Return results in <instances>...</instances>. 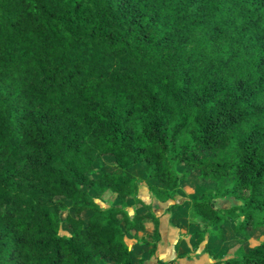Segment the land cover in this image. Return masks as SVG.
Segmentation results:
<instances>
[{
	"label": "trees",
	"instance_id": "1",
	"mask_svg": "<svg viewBox=\"0 0 264 264\" xmlns=\"http://www.w3.org/2000/svg\"><path fill=\"white\" fill-rule=\"evenodd\" d=\"M194 180L192 248L264 264V0H0V264H160L138 188Z\"/></svg>",
	"mask_w": 264,
	"mask_h": 264
},
{
	"label": "rangeland",
	"instance_id": "2",
	"mask_svg": "<svg viewBox=\"0 0 264 264\" xmlns=\"http://www.w3.org/2000/svg\"><path fill=\"white\" fill-rule=\"evenodd\" d=\"M100 170L101 171H108V170H110V168L101 167ZM131 174L133 176H136V171L133 170L131 172ZM187 186L188 187H185L184 191H182V193L179 195L180 197H177V199H174L176 202H182L183 203L182 207L184 208V210L180 212L181 217H179L180 218L179 220L180 221L183 220L185 226L200 228L201 226L198 223V221H192L191 219H189L188 211L186 212L185 208H186V205L189 204L192 199L202 196L205 189L203 187H200L195 180L188 183ZM140 196L143 198L145 196H147V190L143 184H141L138 188L137 197H140ZM113 198H114V196L112 194L105 193L98 200H96V203L101 208H107L113 204ZM154 200L156 201V199H154ZM214 202L221 208H228L232 204H235L234 201L228 200V199H215ZM155 209H156L155 212L158 215L162 214L163 209H162L161 205L156 204ZM127 211L129 214H131V209H127ZM180 221H178V223ZM148 227H149V225H148ZM180 229H182V228L179 227V230L176 231V228L168 223V216L167 215L160 217V219H159V232L161 235V240H160L159 246L157 248V255H159L160 257H167L168 255H170L172 253L173 244H174V243L172 244L173 239L176 237L177 234H178V236L180 234H183ZM228 232H229V230L226 229L225 237L228 236ZM187 233L189 234V231H187ZM230 238H231L230 242H233L234 241L233 235ZM259 243H264V229H260L259 231L255 232L251 236V238H249L247 241H245L244 246L247 248H252ZM126 244L129 247L130 253L133 255L135 247H134L132 239L130 237H126ZM181 245L182 246L180 248H177L176 251L179 253L182 252L181 258H185L187 256V254H191V249L189 248V246L186 245V242H184V241L181 243ZM205 246H206V243L202 242L201 245L197 248V251L196 252L194 251V255H197V254L201 255L206 248ZM227 250H228V247H225V249L220 254L221 259L228 257ZM232 251L233 250L231 249L230 252L232 253ZM178 258H180V257H178ZM174 262H175V259H174Z\"/></svg>",
	"mask_w": 264,
	"mask_h": 264
},
{
	"label": "crops",
	"instance_id": "3",
	"mask_svg": "<svg viewBox=\"0 0 264 264\" xmlns=\"http://www.w3.org/2000/svg\"><path fill=\"white\" fill-rule=\"evenodd\" d=\"M185 187H188V186H185ZM185 187L183 188V191H184ZM181 193H182V191L179 192L178 194H175L172 199H170V200H168L166 202H160L157 199L155 201L154 200L155 198L148 191H147V196H145L144 198L140 196L138 198L144 204L149 205L151 207L152 212L158 217V219H160V217H162L164 215H167L168 216V223L170 225H172L173 227H175L176 228V231H178L179 230V227H176L175 224L178 223V221H180L179 220L180 219L179 217H181V213L180 212L183 211L184 208L181 206V207H178L177 209H175L173 211H170V212L167 211V208L170 205H174V204H176V205H182L183 204L182 202H176L174 200V199H177V197H180L179 195ZM113 203H115V199L114 198H113ZM156 204H159V205L162 206L163 212H162L161 215L160 214L158 215L155 212V210H156L155 209V205ZM188 205L189 204H187L186 205V208H185L186 212H187ZM131 213H132V210H131ZM181 221L179 222L180 223V228H182L180 230L182 231L183 234H180L179 236L177 234L176 237L173 239L172 244L173 243L174 244H173V251H172V253L170 255H168L167 257H160L159 255H157V248L159 246V243L156 246L155 257L158 260H160V264H165V263L169 262L170 260H174V259H175V264H217L218 261L223 260V259L220 258V254L224 250V247L214 248L213 247V240L210 237H205V240L203 242L206 243V246L205 247L207 249H210L214 253L215 259H212L205 252H203L201 255L200 254L194 255V251L196 252L197 249H192V239H191L190 235L187 233V231H189V229H190V226H185L183 220H181ZM147 227H148V225H147ZM231 236H232V234L230 232H228V236L225 237L228 243L230 242V239H231L230 237ZM125 241H126V239H125ZM183 241L186 242V245L189 246V248L191 249V254H187V256L185 258H181V255H182L181 253L182 252L179 253V252L176 251L177 248H180L182 246L181 243ZM132 242H133V245L135 247V250H134L133 255L131 253H130V255H131L132 259L135 260V253L138 251V249H137V247H136L135 242H134L133 239H132ZM175 246H176V248H175ZM178 257H180V258H178ZM143 264H158V263H156L155 259H150L149 258V259H145V261H144Z\"/></svg>",
	"mask_w": 264,
	"mask_h": 264
}]
</instances>
